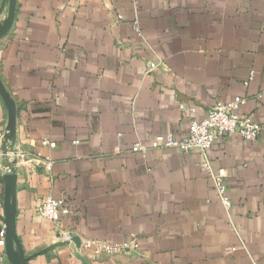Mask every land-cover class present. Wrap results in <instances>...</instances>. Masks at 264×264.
Segmentation results:
<instances>
[{
	"label": "crops",
	"instance_id": "crops-1",
	"mask_svg": "<svg viewBox=\"0 0 264 264\" xmlns=\"http://www.w3.org/2000/svg\"><path fill=\"white\" fill-rule=\"evenodd\" d=\"M9 9L0 0V27ZM0 81V135L11 107L21 150L53 161L17 170L15 231L28 264H264V0H16ZM236 96L263 129L208 149L229 210L198 151L131 150L159 133L186 136L191 117ZM7 159L0 140V228ZM45 196L65 201L57 222L38 215Z\"/></svg>",
	"mask_w": 264,
	"mask_h": 264
},
{
	"label": "built area",
	"instance_id": "built-area-1",
	"mask_svg": "<svg viewBox=\"0 0 264 264\" xmlns=\"http://www.w3.org/2000/svg\"><path fill=\"white\" fill-rule=\"evenodd\" d=\"M121 17V16H118ZM155 62L148 64V71L156 67ZM245 103V98L236 96L227 102H217L208 108L203 119L197 120L191 117L189 120V132L182 138H175L170 133H159L153 136L150 145L141 142L135 143L131 150L134 152L145 153L150 149H176L180 151L196 150L201 155L200 168L206 171L207 175L213 182L216 196L226 210L232 205L231 198L227 193V183L225 174L222 170H217L212 166L208 156V149L220 137L227 134H237L248 141H256L261 132L262 126L259 122L254 121L247 114L241 112V107ZM180 110L185 114L192 113L194 107L185 105L183 102L179 104ZM1 147L3 154L7 156V164L5 171H9V164L16 160V169L23 167L25 163L30 162V171L36 173L38 166H43L45 170L50 171L52 167V159L49 154L43 155L40 152L27 153L21 150L18 144L16 127H10L9 121H6L3 132L0 135ZM77 143V141H74ZM44 146L50 149L56 147V142L44 138L42 140ZM39 217L47 222H57L60 215L67 213L63 198H55L45 196L39 199L37 206ZM86 246L97 245L108 253H115L130 247V244L110 245L108 243L86 241ZM0 264H11L5 253V225L0 228Z\"/></svg>",
	"mask_w": 264,
	"mask_h": 264
},
{
	"label": "water",
	"instance_id": "water-1",
	"mask_svg": "<svg viewBox=\"0 0 264 264\" xmlns=\"http://www.w3.org/2000/svg\"><path fill=\"white\" fill-rule=\"evenodd\" d=\"M16 0H10V9L8 18L3 26L0 27V36L10 27L15 9ZM0 92L9 102L8 95L0 81ZM8 121L10 127L15 126V111L10 107ZM9 171L5 172V192H4V222H5V253L7 260L11 264H28L27 258L23 255V250L17 238L15 231V186L17 178L16 160L9 164ZM71 241L80 245L77 237L71 238Z\"/></svg>",
	"mask_w": 264,
	"mask_h": 264
}]
</instances>
